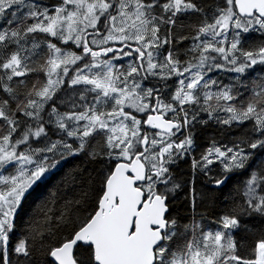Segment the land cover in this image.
I'll use <instances>...</instances> for the list:
<instances>
[{
    "label": "snow or ice",
    "instance_id": "snow-or-ice-1",
    "mask_svg": "<svg viewBox=\"0 0 264 264\" xmlns=\"http://www.w3.org/2000/svg\"><path fill=\"white\" fill-rule=\"evenodd\" d=\"M0 264H264V0H0Z\"/></svg>",
    "mask_w": 264,
    "mask_h": 264
},
{
    "label": "trees",
    "instance_id": "trees-1",
    "mask_svg": "<svg viewBox=\"0 0 264 264\" xmlns=\"http://www.w3.org/2000/svg\"><path fill=\"white\" fill-rule=\"evenodd\" d=\"M254 75H259V73H255ZM179 171L182 173L187 172L188 171V165H184L183 168L179 169ZM240 179H241V177L239 175L231 176L230 180L226 181L225 186H222L224 188V194L226 195L240 181ZM199 183L201 185H203V183H204L203 178L200 179ZM47 191H48V189L44 186L37 188L36 192L33 194V197L30 198L29 204L26 205L24 211H22L20 213V217L18 220L19 224L22 225L25 222V220L27 219V215L29 213V209H30V206L32 204V201L43 198L47 194ZM181 215H186V213L183 210H181ZM19 235H20V231L17 232V236H19ZM14 239H15V237H14Z\"/></svg>",
    "mask_w": 264,
    "mask_h": 264
},
{
    "label": "rangeland",
    "instance_id": "rangeland-1",
    "mask_svg": "<svg viewBox=\"0 0 264 264\" xmlns=\"http://www.w3.org/2000/svg\"><path fill=\"white\" fill-rule=\"evenodd\" d=\"M207 140H208V137H204L202 142H207Z\"/></svg>",
    "mask_w": 264,
    "mask_h": 264
}]
</instances>
